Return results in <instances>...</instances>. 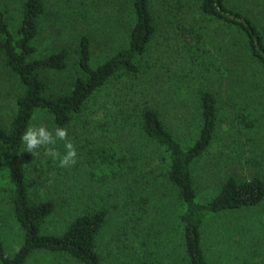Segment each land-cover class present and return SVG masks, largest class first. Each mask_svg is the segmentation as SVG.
<instances>
[{
	"label": "trees",
	"instance_id": "obj_1",
	"mask_svg": "<svg viewBox=\"0 0 264 264\" xmlns=\"http://www.w3.org/2000/svg\"><path fill=\"white\" fill-rule=\"evenodd\" d=\"M57 1L67 7L74 3L84 7L96 17L97 23L89 24L88 29L63 25L57 32L58 48L46 56L39 55L36 46L40 21L46 14L44 0H20V22L15 30L0 11V63L5 75L17 86L12 111L7 114L6 122H0V200L7 201L8 218L20 239L15 250L10 251L0 235V264H28L43 254L61 256L75 264H103L98 239L118 208L125 210L121 227L123 242L142 239L140 263L155 264L152 252L163 245L150 216L157 201V186L168 191L163 201L171 197L177 206L174 215L180 252L174 259L179 264H209L203 248L208 220L228 212L253 209L264 201L263 181L256 177L243 181L232 176L219 180L210 197L199 200L193 173L194 166L214 142L220 115L227 112L225 118H232L248 129L254 128L252 111H260L264 119L261 29L250 15L229 7L228 0H197L200 20L188 24L185 16L191 10L188 0ZM160 8L163 13L166 10L176 13L177 21L171 25L174 32L195 36V52L204 51L206 44L201 38L205 25L201 24L215 22L234 33L236 41L225 45L231 51L235 44L243 48L237 56L244 64L250 62L252 71L249 74L244 69L235 70L232 64H221L223 68L218 74L225 78L224 82L220 81L219 86L191 88L193 137L186 145L176 138L165 120L167 110L159 103L157 90L164 92L167 87L169 81L164 76L171 73L167 69L170 67L162 65L161 69H166L162 71L145 62L158 32L155 11ZM89 29L95 37H100V42L101 38L112 39L117 47L96 66L92 64L94 37ZM225 45L223 49H227ZM198 66L196 77L189 73L173 76L169 73L167 77L193 87L194 79L213 68L204 60ZM53 73L68 75L65 88L54 91L49 85L47 78ZM116 84H120L115 88L119 94L115 93L107 106L97 108L95 115L101 112L97 120L82 121L81 133L73 139L78 153H83L76 169L83 166L84 180L106 188L103 196L113 203L77 204L69 203L68 199L58 201L52 196L34 198L29 183L34 159L21 140L24 131L37 114L47 116L53 130L56 127L69 130L76 119L84 118L90 104L98 103L100 94L109 85ZM222 88L227 99L221 96ZM81 171H77L78 175ZM58 211L67 213L66 221L61 227L46 231L48 220ZM150 243L153 244L149 246ZM175 260H168L167 264H175ZM161 262V259L157 261Z\"/></svg>",
	"mask_w": 264,
	"mask_h": 264
},
{
	"label": "rangeland",
	"instance_id": "obj_2",
	"mask_svg": "<svg viewBox=\"0 0 264 264\" xmlns=\"http://www.w3.org/2000/svg\"><path fill=\"white\" fill-rule=\"evenodd\" d=\"M44 2L46 14L40 21L41 33L36 41L38 54L41 56H46L58 48L57 32L63 25L66 24L67 27L79 25L88 29L89 24L97 23L96 17L90 15L92 13H88V11L84 10V7L82 8L76 3L67 7L62 1L44 0ZM196 2L197 0H188L191 10L188 15L185 14L187 16V24L188 21L200 20ZM19 3L20 0H0V11L4 13L12 30H15L20 22ZM157 4L159 5V3ZM228 6L233 7L236 11L250 15L253 22L261 29L264 35V0H228ZM79 12L80 16L78 17ZM84 12L87 13L86 17L83 18ZM175 14L172 10H166L163 13L161 8L155 11L158 21V32L149 49V58L145 62L147 61L150 66L155 67L154 69L162 71L166 70L164 68L161 69L162 65L170 67L167 69L171 70V73L167 72L164 76L169 81L167 87L164 92H161L160 89L157 90L159 103L167 110L165 120H167L170 128L172 127L171 129H173L176 138L183 145H186L187 141L193 137L191 133V111L189 110L192 104L191 88L196 90L200 87H209L212 84L219 86L220 81H225V78L221 79V75L218 74L220 72L219 69L222 70L223 68L221 64L223 66L232 64L235 70L244 69L249 74L252 71L249 67L250 62L244 64L237 56L238 51L243 50V48L241 49L235 44L234 47L232 46L233 50L231 51L229 45H225L230 41H236L234 33L225 30L215 22L201 24V26L205 25L201 38H204L206 44L204 51H199L198 49L195 52L193 49L194 35L187 32L185 35H180V33L174 32L171 25L173 21H177ZM185 28L187 29L186 26ZM89 34L94 37L92 64L96 66L106 59L108 54L112 53L114 49L116 50L117 47L112 39L104 40L101 38L103 41L100 42L98 39L100 37H95L91 29H89ZM223 45L227 49H223ZM241 52L240 55L243 57ZM228 58L231 61H228ZM203 60L205 63L209 62L212 65V71L202 73L200 77L198 76L199 79H194L191 82L193 87L178 83L177 81L180 79L176 81L173 77L170 79L167 77L168 74L173 76L174 73L178 75L189 73L191 76L196 77L199 69L198 64ZM1 66L0 63V122H6L7 114L13 108V98L17 93V86L10 76L5 75L6 72ZM68 78L67 74L53 73L48 75L47 81L54 88V91H57L65 88L64 82ZM201 78L202 80L200 81ZM120 84L123 86V83ZM120 84L109 85V88L100 94L98 103L90 104L88 111L83 114L84 118L76 119L75 123L70 127L68 139L75 147L73 139L81 133L82 121L97 120L101 116L99 111L95 115L97 108H101L103 104L107 106L112 102L115 93L119 94L115 88H118ZM125 86L130 87L126 83ZM126 92L125 88L124 94ZM221 94V96L225 95L224 88L221 89ZM223 98L227 99V96L225 95ZM225 116H228L227 112ZM225 116L220 115L218 118L214 142L193 169L199 200L209 198L212 194L213 186L219 180L229 176L243 181L256 177L264 182V119L262 113L260 111H252L251 118L254 122V128L251 129L245 128L244 125H238L237 121L229 117L225 118ZM30 126H46L53 132V135L55 133L49 118L43 114H37ZM64 145L65 141L57 139L54 147L63 154L66 151ZM79 153L80 157H77L76 163L82 161L81 155L83 153ZM79 153L77 151V156ZM31 154L34 160L33 168L29 173V183L31 186L30 191L34 198L52 196L54 199L58 198V201L68 199L69 203L74 202L77 204L80 202L95 203L97 205L113 203L110 199L103 196V193L107 190L106 188L98 184H88L84 180L83 166L76 169L77 164L75 163L70 167L62 168L59 166L58 160L54 161L46 155L43 147L34 149ZM66 170L68 172L65 175ZM79 170L82 171L78 175L77 171ZM61 175L62 177L60 178ZM69 178L70 180L66 181ZM64 184L67 186L62 188L61 186ZM69 190L70 192H67ZM155 190L157 201L153 204L150 216L152 223H155L156 233L161 234L159 240L163 245L153 250L151 259L155 264H158L157 261L159 259L162 261L161 264H167L168 260H175L174 258L180 252L178 248L179 237L176 231L177 222L174 215L177 206L174 205L171 197L170 200L163 201L165 194L168 193L165 187L157 186ZM106 201L108 202L106 203ZM7 213V201L0 200V235L7 249L14 251L19 245L20 239L16 235V229L11 225ZM124 213L125 210L122 208L115 210L98 239V250L103 264H141V253L139 251L143 247L141 246L142 239H137L133 242H123L121 227L122 221L125 219ZM66 218L67 213L61 214L58 211L55 216L48 220L46 231L51 232V230L61 227L62 222H65ZM152 244L150 243L149 246ZM203 248L209 264H264V201L253 209L228 212L210 218L204 228ZM134 249L138 252H134ZM174 262L179 264L178 260ZM28 264L75 263H71L61 256L43 254L31 259Z\"/></svg>",
	"mask_w": 264,
	"mask_h": 264
},
{
	"label": "clouds",
	"instance_id": "obj_3",
	"mask_svg": "<svg viewBox=\"0 0 264 264\" xmlns=\"http://www.w3.org/2000/svg\"><path fill=\"white\" fill-rule=\"evenodd\" d=\"M57 139L65 141L66 151L63 154L54 147ZM21 140L29 153L43 147L46 155L54 161L58 160L59 166L62 168L70 167L76 163L77 150L68 139V130L65 127H56L53 135V132L46 126H29L22 134Z\"/></svg>",
	"mask_w": 264,
	"mask_h": 264
}]
</instances>
